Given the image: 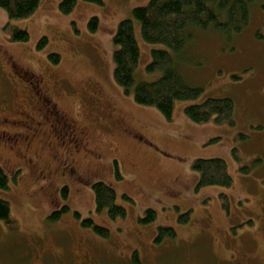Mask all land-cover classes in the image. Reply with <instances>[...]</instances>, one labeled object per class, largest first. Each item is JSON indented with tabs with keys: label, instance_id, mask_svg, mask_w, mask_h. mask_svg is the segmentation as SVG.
Here are the masks:
<instances>
[{
	"label": "rangeland",
	"instance_id": "obj_1",
	"mask_svg": "<svg viewBox=\"0 0 264 264\" xmlns=\"http://www.w3.org/2000/svg\"><path fill=\"white\" fill-rule=\"evenodd\" d=\"M60 1L42 0L26 18L10 19L0 7V110L11 111L27 96L22 85L9 86L12 66L41 74L60 110L87 131L89 143L86 150L68 154L56 140L36 137L27 158L6 147L0 151L10 184L0 188V199L10 203L18 225L9 231L0 221V264H24L27 245L44 235L84 239L103 264H124L135 250L144 264H156L154 250L163 252L169 264L174 263L167 254L179 264L239 259L264 264V0L252 4L250 23L242 32L227 35L215 27H194L184 49L171 52L186 81L203 90L194 100H176L171 119L156 107L137 103L133 92L126 93L114 79L118 26L150 0H78L70 13L60 10ZM93 17L99 20L95 31L89 24ZM133 21L141 50L136 82L155 81L163 71L148 69L152 50L168 47L144 40L140 21ZM17 28L29 32L28 41L13 39ZM43 38L47 41L40 47ZM54 53L60 55L58 62L50 58ZM92 89L98 94V111L90 104L96 99ZM223 97L235 101L234 124L196 123L185 113L190 104ZM98 116L116 128L106 132L97 124ZM210 158L226 161L231 187L197 188L193 164ZM19 165L23 167L14 172ZM67 166L74 167L75 177ZM97 181L117 191L125 217L97 212L92 188ZM66 205L70 209L58 221L49 218ZM148 210L153 218L145 222ZM88 218L109 229L110 236L83 226ZM161 228H173L176 235L153 246Z\"/></svg>",
	"mask_w": 264,
	"mask_h": 264
},
{
	"label": "trees",
	"instance_id": "obj_2",
	"mask_svg": "<svg viewBox=\"0 0 264 264\" xmlns=\"http://www.w3.org/2000/svg\"><path fill=\"white\" fill-rule=\"evenodd\" d=\"M103 4V0H86ZM258 0H150L146 6L136 7L132 11V18L120 22L113 41L116 47L114 52V79L126 93L133 92L137 103L156 107L167 119L173 116L176 100H194L201 96L202 88L190 85L176 67L171 52L184 49L189 39L190 29H209L215 27L227 35L242 32L250 23L252 4ZM42 0H0V7L7 11L10 19L26 18L31 16L40 6ZM78 0L60 1V10L70 13L77 6ZM133 18L141 23L143 39L149 43L162 44L168 49H153L150 71L162 70L163 75L152 82H136V69L140 62L141 50L135 35ZM99 20L93 17L89 24L90 29H98ZM189 36V37H188ZM13 39L28 41L29 32L26 29H14ZM47 41L43 38L40 47ZM54 62L60 60L59 54H50ZM236 105L229 97L207 98L202 103L190 104L185 108L188 118L196 123L213 121L216 124H234ZM215 141V140H213ZM193 168L199 173L197 188L203 186L231 187L233 177L228 171L227 163L221 158L197 159ZM16 177V176H15ZM16 179V178H14ZM9 177L5 169L0 166V188L8 189ZM97 212L107 211L112 219L125 217L127 210L117 203V191L103 181L93 183ZM67 197L68 187L62 189ZM122 197L131 201V197L123 194ZM63 206L50 217L53 221L69 210ZM154 212L148 210L143 221L153 218ZM80 218L81 214L75 212ZM0 221L13 230L17 229V222L11 214V205L0 199ZM83 226L89 227L102 237H109V229L96 224L91 218L83 221ZM173 228H161L158 242L165 237H175ZM134 252V261L140 256ZM235 262V261H234ZM227 263V262H226ZM228 264V263H227Z\"/></svg>",
	"mask_w": 264,
	"mask_h": 264
},
{
	"label": "flooded vegetation",
	"instance_id": "obj_3",
	"mask_svg": "<svg viewBox=\"0 0 264 264\" xmlns=\"http://www.w3.org/2000/svg\"><path fill=\"white\" fill-rule=\"evenodd\" d=\"M12 67L13 71L7 76L9 86L12 84V88L14 89L15 85H22L23 91L27 96L26 99L16 102L11 111L7 109V113H4V111L0 110V151H3L6 147L10 153H14L15 155L18 153L17 155L27 158L30 156V144L36 137H41L47 142L49 139L56 140L60 147H63L68 154H77L82 150H86L89 143L87 131L78 126L74 117H70L60 110L45 77L41 74H34L30 70L22 68L18 70L16 66ZM90 92L96 98L92 99V103L90 99V104L94 110L98 111L95 108L97 107L96 100L98 99V94L95 93L94 89L90 90ZM97 124H103L106 132H110L116 128L114 122H111V124L109 121L101 123L99 116ZM25 161L28 162L31 159L28 158ZM22 167L23 165H19L14 172H18ZM67 168L66 170L71 172V176L75 177L76 174L74 173L77 172H75V169H72L74 167L67 166ZM14 178L16 177L14 176ZM60 209L52 211L49 214V218ZM59 219H56V221ZM2 224L6 229H9L4 222ZM9 231L13 230L9 229ZM158 237L159 232L154 236L153 246L163 245L164 240L158 242ZM27 246L29 250L23 254L27 257V261L24 264H103L100 256L94 250L95 247L93 248L94 245L76 236L63 240L59 238L50 239L49 236L45 237L44 235L32 240ZM154 251H156L153 253L154 259L157 261L156 264L170 263L167 262L166 257H163V252ZM134 255V252H131L129 257L127 256L122 260V263H145L141 256L135 262L133 259ZM167 256L171 257L169 261L179 264L178 260H172L175 259L173 256L169 254ZM232 264L248 263L244 259H239Z\"/></svg>",
	"mask_w": 264,
	"mask_h": 264
}]
</instances>
